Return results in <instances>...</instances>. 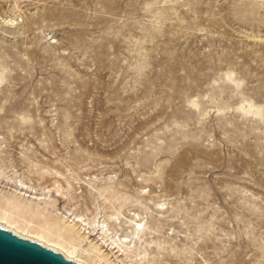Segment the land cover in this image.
Segmentation results:
<instances>
[{
  "label": "rangeland",
  "instance_id": "1",
  "mask_svg": "<svg viewBox=\"0 0 264 264\" xmlns=\"http://www.w3.org/2000/svg\"><path fill=\"white\" fill-rule=\"evenodd\" d=\"M0 225L264 264V0H0Z\"/></svg>",
  "mask_w": 264,
  "mask_h": 264
},
{
  "label": "water",
  "instance_id": "2",
  "mask_svg": "<svg viewBox=\"0 0 264 264\" xmlns=\"http://www.w3.org/2000/svg\"><path fill=\"white\" fill-rule=\"evenodd\" d=\"M0 264H80L0 227Z\"/></svg>",
  "mask_w": 264,
  "mask_h": 264
},
{
  "label": "bare ground",
  "instance_id": "3",
  "mask_svg": "<svg viewBox=\"0 0 264 264\" xmlns=\"http://www.w3.org/2000/svg\"><path fill=\"white\" fill-rule=\"evenodd\" d=\"M21 185H23L22 183H21ZM10 224V223H9ZM12 224H10L9 226H11ZM137 227H140L141 226V224H138V225H136ZM0 227H2V228H4V229H6V230H8V231H10V232H13L14 234H16L17 236H19V237H21V238H24V239H27V240H30V241H32V242H37V243H39V244H41L42 246H44L45 248H47V249H50V250H53V251H55V252H59V253H61L67 260H71V261H73V262H76V263H82V264H85V263H83V262H81V261H79L78 259H76L73 255H74V252H70V251H67L66 253L65 252H63V251H60L59 249H57V248H55V247H51L50 245H48V243H44L42 240V237H39V239L40 240H35V239H31V238H28V237H26V236H24V235H20L17 231H18V228H15V230H13L12 228H10V227H5V226H1L0 225ZM105 227H107L106 225L103 227V228H105ZM68 233L70 232V234H72L71 232V230H68L67 231ZM122 243H124L125 242V240L124 241H121Z\"/></svg>",
  "mask_w": 264,
  "mask_h": 264
}]
</instances>
